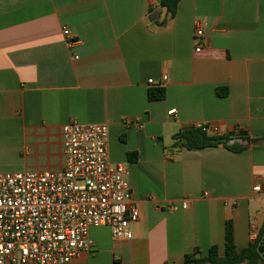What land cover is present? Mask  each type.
Wrapping results in <instances>:
<instances>
[{"label": "crops", "instance_id": "obj_1", "mask_svg": "<svg viewBox=\"0 0 264 264\" xmlns=\"http://www.w3.org/2000/svg\"><path fill=\"white\" fill-rule=\"evenodd\" d=\"M167 18L158 0H0V174L61 169L72 121L109 125L111 162L129 170L133 238L92 228L69 264H185L212 246L223 257L227 222L238 250L262 231L264 142L248 141L264 139V0H181ZM157 87L167 96L150 101ZM197 122L249 146H181Z\"/></svg>", "mask_w": 264, "mask_h": 264}, {"label": "built area", "instance_id": "obj_2", "mask_svg": "<svg viewBox=\"0 0 264 264\" xmlns=\"http://www.w3.org/2000/svg\"><path fill=\"white\" fill-rule=\"evenodd\" d=\"M195 26V50L201 52L206 32L202 23ZM63 36L73 39L67 27ZM192 127L221 136L213 123ZM62 136L61 169L0 174V264H69L91 251L90 229L95 227H108L117 241L133 238L131 225L140 213L127 166L111 162L109 125L72 121L63 126ZM253 189L262 191L257 185ZM187 207L184 201L182 208Z\"/></svg>", "mask_w": 264, "mask_h": 264}, {"label": "trees", "instance_id": "obj_3", "mask_svg": "<svg viewBox=\"0 0 264 264\" xmlns=\"http://www.w3.org/2000/svg\"><path fill=\"white\" fill-rule=\"evenodd\" d=\"M181 0H158L160 6L166 9L168 18H173L178 9L179 2ZM168 18L163 21L165 23ZM166 89L164 88H151L149 90L148 98L150 101L164 100L167 96ZM236 136L235 133L231 135L216 136L203 132L200 129L193 127L175 135V139L180 141V145L192 150V149H204L208 147L225 146L226 148L241 152L249 145L234 144L229 145L228 142ZM250 143L256 144L264 142V139L253 138L249 139ZM136 154L130 155V160L135 159ZM226 248L225 255L219 256V249L217 246H212L208 255L203 256L199 250H196L185 257V264H264V258L259 252V246L262 242L264 235V225L262 231L259 233L258 238L250 242L248 247L243 250H238L234 241V230L230 222L226 224Z\"/></svg>", "mask_w": 264, "mask_h": 264}, {"label": "water", "instance_id": "obj_4", "mask_svg": "<svg viewBox=\"0 0 264 264\" xmlns=\"http://www.w3.org/2000/svg\"><path fill=\"white\" fill-rule=\"evenodd\" d=\"M248 137V133L246 132H241L237 135L236 139L233 138L231 139L228 144L229 145H234L236 143H248L245 138ZM259 252L260 254L262 255V257L264 258V235H263V239H262V242L260 243V246H259Z\"/></svg>", "mask_w": 264, "mask_h": 264}]
</instances>
